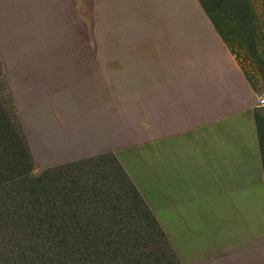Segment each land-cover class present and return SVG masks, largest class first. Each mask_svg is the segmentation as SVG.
I'll return each instance as SVG.
<instances>
[{
  "label": "crops",
  "instance_id": "0c3cea01",
  "mask_svg": "<svg viewBox=\"0 0 264 264\" xmlns=\"http://www.w3.org/2000/svg\"><path fill=\"white\" fill-rule=\"evenodd\" d=\"M0 2V19H15V35L31 36L15 60L1 64L36 167L107 155L152 212L155 202L161 210L215 219L251 220L264 211L263 203L254 202L264 195L255 123L259 92L212 25L170 27L158 43L65 47L35 36L65 33L55 26L60 19L86 20L87 3H108L107 16L119 18L114 13L128 14L144 1ZM44 24L53 28L46 33ZM55 49L77 54H54ZM205 225L260 226L244 230L252 232L240 236L247 242H256L264 231L256 222ZM255 257L256 264H264L263 256Z\"/></svg>",
  "mask_w": 264,
  "mask_h": 264
},
{
  "label": "trees",
  "instance_id": "16d2710c",
  "mask_svg": "<svg viewBox=\"0 0 264 264\" xmlns=\"http://www.w3.org/2000/svg\"><path fill=\"white\" fill-rule=\"evenodd\" d=\"M196 1L236 57L250 1ZM255 123L264 168V117ZM93 162L114 192L74 182ZM176 243L111 156L36 168L0 60V264H182Z\"/></svg>",
  "mask_w": 264,
  "mask_h": 264
},
{
  "label": "rangeland",
  "instance_id": "374dc122",
  "mask_svg": "<svg viewBox=\"0 0 264 264\" xmlns=\"http://www.w3.org/2000/svg\"><path fill=\"white\" fill-rule=\"evenodd\" d=\"M143 1L144 2L138 4V8L136 7L137 4L135 5L136 9L134 8L133 12L128 14H122V12L114 13L118 15L119 18H110L107 16L109 13H105L104 10L110 6L108 3H94L95 7L93 4L87 3L85 11L87 16L86 20L77 17L70 20L60 19V23L55 26L57 27V25H59L61 27L60 30L65 33H61L60 35H36L35 37L39 38V41H41L42 37V41H44L45 44L48 43L53 45L54 43H63L65 47H67L68 43H70V46L76 47L79 43L83 42L90 45L92 44V46L96 43L105 45L112 42L158 43L164 42L166 35H164L163 32L167 30V28L211 25L210 23H205L207 22V18L196 0ZM249 1L252 15H248V18L250 16L252 29L246 28L241 40L235 43L233 47L237 57L235 58L239 62L244 74L251 80L258 92H260V90L264 88V0ZM11 4V2H7L5 5L9 8ZM81 7L83 8V4ZM76 9L78 11L77 4ZM94 14L101 15V18L96 20L93 19ZM72 15L75 16L74 13ZM14 20L13 18L6 20L0 19V60L3 62L15 60L17 51L19 50V53H22L21 50L25 46L24 39H30L31 37L15 35ZM57 21L58 20L55 18V23H57ZM84 21H86V23H84ZM4 23H7V25L11 23V25L9 28H5L3 25ZM95 25L97 26L96 30L94 29ZM41 26H43L46 33L47 28H53V26L48 27L46 24ZM6 31L8 33H6ZM133 32H143V34H133ZM159 32L162 34H159ZM55 50L56 51H53L54 54H65V56L68 54H77V51L70 52L64 50L62 52L57 49ZM89 53H93L92 50L91 52L89 51L88 54ZM105 53L108 54L109 52L106 51ZM259 114L264 117V107L259 108ZM95 158H97V156L75 162L87 161ZM75 162H71V164ZM68 164L70 163L62 165ZM94 164L93 162L90 167L86 166V170L82 173L74 174L75 177L71 175L74 182L81 187H85L87 192L89 190H98V196L106 189L114 192L117 188V185H113L114 179L108 178V182L110 183L107 186H105L103 181L99 183V180H96L100 168L96 169ZM155 165V162L151 163L152 167ZM36 171L39 170L36 169ZM156 194L158 193L154 192L152 196ZM145 195L148 196L149 194L146 193ZM150 197L149 195L147 199H153V197ZM163 201L164 198L162 197V202ZM254 202L257 204H264V195L257 198ZM160 207H162V205L155 202V204L152 205L154 209L153 213L167 237L173 242H177L176 246L179 253L181 252L180 258L182 264H256L259 259L255 256L261 255L264 257V231L261 232L256 239L253 238L256 242H247L246 240L248 237H245V235L240 237L243 234H252V232L245 233L244 230L252 229V231H257V229H261L260 226H257L256 229L231 226L232 228L226 227L224 230L222 227L205 225L206 223L214 222L223 223L224 220L226 223H237V225L238 223L242 224V222L253 225L256 222L264 226V211L258 212L256 219L255 216H253L251 220L249 218H245L244 220L243 218L237 219V217H221L215 219L214 217L195 216L196 212L191 211L169 212L161 210ZM239 214H241V211ZM137 219L138 218H132L129 219V221H136ZM194 223H202L204 226L191 225ZM188 225L192 226V231H187L186 226ZM233 231L235 234H232ZM237 232L241 233L236 235ZM255 234H253V236Z\"/></svg>",
  "mask_w": 264,
  "mask_h": 264
},
{
  "label": "built area",
  "instance_id": "2783aa9c",
  "mask_svg": "<svg viewBox=\"0 0 264 264\" xmlns=\"http://www.w3.org/2000/svg\"><path fill=\"white\" fill-rule=\"evenodd\" d=\"M256 106L258 108L264 107V88L260 90L257 100H256Z\"/></svg>",
  "mask_w": 264,
  "mask_h": 264
}]
</instances>
